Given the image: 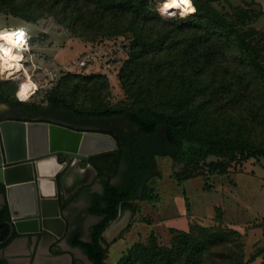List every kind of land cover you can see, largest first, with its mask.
<instances>
[{
    "label": "trees",
    "instance_id": "trees-1",
    "mask_svg": "<svg viewBox=\"0 0 264 264\" xmlns=\"http://www.w3.org/2000/svg\"><path fill=\"white\" fill-rule=\"evenodd\" d=\"M150 3L0 0V14L18 17L26 23L51 15L72 36L86 41L131 36L128 58L119 71L127 102L110 105L106 101L109 84L102 75L75 80L68 74L45 95V102L51 107L77 118L123 117L138 129L125 135L99 130L112 135L117 142L116 171L122 161L126 168L123 183L105 181L102 194L89 209L101 217L90 227L89 240H82L79 231L68 236V243L80 248L90 264H105L108 246L118 236L107 242L104 232L120 211H136L135 200L152 199L147 181L156 175V155H169L175 163L182 164L173 174L178 183L195 176L194 163H205L209 157L215 160L206 165L216 174L227 172L233 161L264 158V61L259 43L255 42L264 34L258 36L251 25L258 14L237 6L228 15L214 6V0H191L193 13L163 19ZM231 51L235 52V59L224 63L222 57ZM12 84L0 81L2 102L31 116L44 110L43 103L14 98V89H6ZM0 193L5 194L2 183ZM66 204L59 196L60 210ZM9 220L5 202L0 206V243L5 241L0 249L20 236L14 232L7 240ZM221 238L222 234L197 237L176 230L170 248H166L157 243L152 233L148 245L133 244L119 264H200L205 249ZM54 252L60 254L61 250ZM79 262L72 260V264ZM0 264H7V260L1 258Z\"/></svg>",
    "mask_w": 264,
    "mask_h": 264
},
{
    "label": "rangeland",
    "instance_id": "rangeland-1",
    "mask_svg": "<svg viewBox=\"0 0 264 264\" xmlns=\"http://www.w3.org/2000/svg\"><path fill=\"white\" fill-rule=\"evenodd\" d=\"M150 1L151 7L163 19L188 15L179 10L165 12L163 0ZM214 6L228 15L237 6L251 9L258 14L252 27L258 32V36L264 34V0H214ZM16 26L25 27L31 40L20 62L23 71L12 78H0V81L13 83L12 87L8 85L6 89H14V98L23 102L43 103L44 110L38 114L41 118L64 122L74 128L112 131L117 135L134 134L138 131L136 126L123 117L109 120L77 118L56 110L45 102L46 93L68 74L73 75L75 80L89 75L105 76L109 84L106 101L110 105L127 102L129 99L122 89L119 71L128 58L130 35L104 37L90 42L72 36L51 15H45L35 23H26L18 17L0 14V29ZM256 41L264 61V38L260 36ZM234 57L235 52L231 51L222 57V61L228 63ZM25 84L31 85L32 90L27 97H22L21 91ZM31 117L33 116L0 100V119L23 120L22 118ZM211 160L215 158L209 157L205 163H194L197 174L178 183L173 174L182 168V164L175 163L169 155H156V167L153 170L156 175L147 181L153 197L150 200H135L136 211L123 209L117 219L109 224L104 232L106 241L118 238L108 246L105 264H119L133 244L148 245L152 233L156 235L159 245L170 248L171 237L176 230L191 232L197 237L206 233L222 234L220 240L205 249L200 264H264V158L233 161L224 174L209 171L206 163ZM85 162L88 161L83 160L80 165L84 166ZM125 168L122 161L120 171ZM112 183L121 185L123 182L117 176ZM93 187L99 189L97 183H93ZM87 202V199L82 198L68 211L74 214L69 217L71 225L81 229L84 238L88 237L85 226L96 220L79 216ZM54 237L51 235L35 246L23 243L9 259H13L15 264H25L28 260L33 264L38 258L48 260L64 257L66 264H72L73 259L81 262L78 264H90L81 251L69 244H50ZM58 248L61 250L60 254L54 252ZM9 249L10 246L0 249V259L8 260L5 254H9Z\"/></svg>",
    "mask_w": 264,
    "mask_h": 264
},
{
    "label": "water",
    "instance_id": "water-1",
    "mask_svg": "<svg viewBox=\"0 0 264 264\" xmlns=\"http://www.w3.org/2000/svg\"><path fill=\"white\" fill-rule=\"evenodd\" d=\"M31 127L42 129L38 144L29 130ZM89 134L110 138L113 147L97 149L89 146V139H84ZM60 155L73 158V167H77L80 160H87L93 173L110 174L118 156L117 142L108 133L75 130L52 122L9 118L0 120V183L5 187V201L10 214V233L7 240L14 232L23 235L45 231L56 238L64 235L66 221L60 210L57 177L65 162L59 160ZM106 156L112 158L111 170H101L98 167V162ZM44 160L53 161V169L49 175L40 173L38 163ZM45 186H48L50 193H44ZM76 187L74 186L73 190ZM45 216L56 218L60 223L58 232L44 225ZM20 224H33V228H20ZM3 243L5 241L0 244ZM103 246L105 247V244ZM86 259L88 260L87 257Z\"/></svg>",
    "mask_w": 264,
    "mask_h": 264
},
{
    "label": "bare ground",
    "instance_id": "bare-ground-1",
    "mask_svg": "<svg viewBox=\"0 0 264 264\" xmlns=\"http://www.w3.org/2000/svg\"><path fill=\"white\" fill-rule=\"evenodd\" d=\"M165 5L168 7L165 9ZM189 7L194 8L191 0H163V10L165 12H170L172 10H179L182 14L187 15L189 13H193L194 11L188 10ZM22 26L16 27H8L0 29V32L7 33L6 40H0V75L6 78H12L13 75L20 73L23 71L22 60H23V53L16 49L15 43L12 38L13 30L9 28H17ZM32 90V86L29 84H25L22 87L21 96L27 97ZM28 130V129H27ZM32 132L36 143L38 144L41 135L42 129L40 127H31L29 129ZM56 135L54 136V139ZM84 139H89V146L97 149H105L113 147V142L110 138L102 135L96 134H89L84 137ZM97 162V161H96ZM38 167L40 173L42 175H49L52 172L53 161L52 160H44L38 163ZM98 167L101 170H111L112 168V158L110 156H106L104 159L98 162ZM56 167L54 168V170ZM50 172V173H49ZM44 193H50V189L48 186L44 187ZM44 225L50 228L54 232H58L60 229V223L55 219H51L49 216L44 217ZM20 228H33V224H20ZM115 228V227H114ZM116 229V228H115ZM112 230V229H111ZM114 230V229H113ZM110 233V232H109ZM115 236V235H114ZM64 264V263H58Z\"/></svg>",
    "mask_w": 264,
    "mask_h": 264
},
{
    "label": "flooded vegetation",
    "instance_id": "flooded-vegetation-1",
    "mask_svg": "<svg viewBox=\"0 0 264 264\" xmlns=\"http://www.w3.org/2000/svg\"><path fill=\"white\" fill-rule=\"evenodd\" d=\"M2 103H6V102H2ZM7 104H8V106H11V107H14V109H17L15 106H12L9 103H7ZM22 119H27V120H41L42 119V120H46V122H52V123H56V124H61V125L67 126V127L70 126V125H67L64 122L54 121L52 119L45 118V117H42L41 118L39 115H34L31 118H22ZM58 158H59V160L61 162H65L64 168L60 171V173H59V175L57 177V179H58V187L60 186L58 188V195L59 196H62L64 198H67V200H69L67 202V204H66L65 209L61 210V213H63V211H65V210L71 211V208L74 206L71 198L73 197V195H76L77 198H76V200H74V202H76V203L77 202H80L82 198L88 200V202L85 203V206H84V211L86 212V215H85L84 218L85 219H88L89 217L96 216V215L90 213L89 209L92 207V204H93L95 198L98 195H101L102 194L104 182L107 181V180H109V182L111 184H114V183H112V180L115 177H117V176H120L121 182H123V172H124L125 169L123 171L122 170L120 171V164H119V166L117 167V171H116V164H115V167H114V170H113L112 173L109 174V173H104V172H97V173L94 174V176L91 178L90 181H88L87 179H84L82 182H78V185L76 187V190L73 192L72 191V186L71 187H67V189H66L65 184H64L66 178L70 175L71 170L73 168V166H72L73 158L66 157V156H63V155H60ZM82 161L83 160H80L78 162V164L80 165ZM82 167H84L85 169L91 168V166L88 165V162L84 166H82ZM92 181H93V183H97L98 184L99 189H95L93 187ZM114 185H116V184H114ZM3 198H4V200H3ZM5 202H6L5 201V195H3L2 193H0V206H2ZM100 219H101V217H99V219H98L97 222H99ZM65 221H66V229H65L64 235L61 238L54 237V240H52V243L51 244H57L58 245L61 242H64V243L69 244L68 243V236L72 232L78 231L76 229L73 230L74 228H77V226H74V228H73V225H71L66 219H65ZM97 222L91 223V224L89 223L90 224V227L92 225L96 224ZM90 227H89V230H90ZM80 233H81V239L82 240H84V241H88L89 240V239L88 240L83 239V233L82 232H80ZM34 235L37 236V241L36 242L38 244L41 241H44L45 239H48V238L51 237V235L48 232H41V233H37V234H23V235H20V236L14 238L11 242H9V244L12 243L16 239H21V238L24 239V241L26 242V244L27 243H29V244L31 243L32 244ZM89 235H90V231L88 233V238H89ZM9 244H7V245H9ZM7 264H9L8 261H7Z\"/></svg>",
    "mask_w": 264,
    "mask_h": 264
},
{
    "label": "crops",
    "instance_id": "crops-1",
    "mask_svg": "<svg viewBox=\"0 0 264 264\" xmlns=\"http://www.w3.org/2000/svg\"><path fill=\"white\" fill-rule=\"evenodd\" d=\"M23 27V26H22ZM5 28V27H4ZM25 28V27H24ZM3 29V28H2ZM94 174L95 173H93V170L91 169V168H88V169H85L84 167H82V166H80L79 164H78V166L77 167H73L72 168V170H71V173H70V175L66 178V180H65V182H64V184H65V187H66V189H67V187H71L72 186V191L74 192L75 190H76V188H75V190H73L74 189V186H77L78 185V182H82L84 179H87L88 181H90L91 180V178L94 176ZM61 198L63 199V200H65V201H69V200H67V198H64V197H62L61 196ZM76 198H77V196L76 195H73V197L71 198V200H72V202H73V204H75L76 202H74V200H76ZM3 200H4V198H3ZM76 204H78V202L76 203ZM62 215L64 216V218L70 223L71 222V219L69 218L70 216H74V214H72V213H68V210H65V211H63V213H62ZM85 215H86V212L84 211V209H83V211H81L80 213H79V216H82V217H85ZM99 217L100 216H93V217H90V218H94V219H96L93 223H95V222H97L98 221V219H99ZM71 224V223H70ZM91 224V223H90ZM90 224L88 223L87 224V226H85L86 228H87V233H89V227H90ZM74 228V227H73ZM78 230V231H80V232H82L81 231V229H79L78 227L77 228H74L73 230ZM34 240H33V242H32V244L31 245H33V246H35V244L37 243L36 241H37V236L36 235H34V238H33ZM83 239H85V240H88L89 238L87 237V238H84L83 237ZM53 240H54V238H53ZM23 243H25L26 244V242L24 241V239H16V240H14L12 243H10L9 245H7L6 247H8L9 248V246H10V249H9V254L8 253H6L5 254V256L7 257V261H8V263L9 264H15L14 263V260L12 261L11 259H9L10 258V256H12V255H14V251H16V250H18V249H20V247H22L23 246ZM51 244V243H50ZM63 244H66V243H64L63 242ZM37 245H38V243H37ZM5 247V248H6ZM74 248H76L77 250H79V251H81L82 253H83V251L80 249V248H78V247H74ZM84 254V253H83ZM75 256V255H74ZM65 259L66 258H64V257H60V258H57V259H52V258H50V259H48V260H46V259H44V258H38V259H36V261L33 263V264H58V263H64V264H66V262H65ZM88 261V260H87ZM89 262V261H88ZM16 264H22V263H16ZM25 264H30V262H29V260L28 261H26L25 262Z\"/></svg>",
    "mask_w": 264,
    "mask_h": 264
},
{
    "label": "built area",
    "instance_id": "built-area-1",
    "mask_svg": "<svg viewBox=\"0 0 264 264\" xmlns=\"http://www.w3.org/2000/svg\"><path fill=\"white\" fill-rule=\"evenodd\" d=\"M9 29L13 30L12 38H13V41L15 43L16 49L19 50V51H22V53H24V51L28 48V45H29V42H30V39H31V35L27 31V29H25L24 27H17L15 29L14 28H9ZM19 29H23L24 30V37H23V39L16 40L14 38L13 34ZM0 78H5V77L0 75Z\"/></svg>",
    "mask_w": 264,
    "mask_h": 264
},
{
    "label": "clouds",
    "instance_id": "clouds-1",
    "mask_svg": "<svg viewBox=\"0 0 264 264\" xmlns=\"http://www.w3.org/2000/svg\"><path fill=\"white\" fill-rule=\"evenodd\" d=\"M183 2V0H182ZM168 7V5H165V9ZM188 10H191V11H194L195 9L194 8H191L189 7ZM14 38L16 40H20V39H23L24 37V30L23 29H19L17 30L14 34H13ZM7 39V33L5 32H0V40H6Z\"/></svg>",
    "mask_w": 264,
    "mask_h": 264
},
{
    "label": "snow or ice",
    "instance_id": "snow-or-ice-1",
    "mask_svg": "<svg viewBox=\"0 0 264 264\" xmlns=\"http://www.w3.org/2000/svg\"><path fill=\"white\" fill-rule=\"evenodd\" d=\"M185 2H186V0H185Z\"/></svg>",
    "mask_w": 264,
    "mask_h": 264
}]
</instances>
